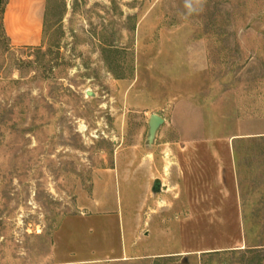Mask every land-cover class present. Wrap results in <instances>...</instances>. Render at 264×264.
Wrapping results in <instances>:
<instances>
[{"label":"rangeland","instance_id":"obj_1","mask_svg":"<svg viewBox=\"0 0 264 264\" xmlns=\"http://www.w3.org/2000/svg\"><path fill=\"white\" fill-rule=\"evenodd\" d=\"M225 142L241 212L187 231L165 213L159 245L130 238L143 205L173 200L180 147L204 165ZM97 202L112 216L88 224ZM186 244L195 261L153 264H264V0H49L41 47L0 30V264H150L147 246Z\"/></svg>","mask_w":264,"mask_h":264},{"label":"crops","instance_id":"obj_2","mask_svg":"<svg viewBox=\"0 0 264 264\" xmlns=\"http://www.w3.org/2000/svg\"><path fill=\"white\" fill-rule=\"evenodd\" d=\"M48 6L49 0H6L3 3L1 23L4 36L10 47L35 49L42 46ZM242 138H244L243 134L232 137L236 140ZM233 147L234 143H222V154L215 152L218 148L213 145L208 147L209 153H206L205 156L209 157L207 160L210 162L204 165L198 163V148L195 145L187 143L185 148L180 147L176 156L177 163L174 165V189L172 195L169 196L173 200L167 202L169 204L166 206L154 205V200L151 201L152 204L149 202L147 205H143L141 207V226H134L129 231L130 238L137 239L141 236L145 240H155L159 245L160 239L165 237V229H167L165 213L172 215L171 221L177 222L179 230L186 231L193 228L192 224L197 223L196 215L199 214V211L206 215L214 213L238 215L241 212V197ZM201 171L203 174H213L210 175V182L214 183V187H218L217 189H211V185L209 188L206 186V189L202 186L199 187L201 181H199L198 174ZM151 173V176H159L160 174L154 175V173H160V169L152 170ZM102 209L98 202L97 205L88 207L85 211L88 215L85 216V222L92 224L91 221H94L95 223V220L101 215L111 218L112 213L109 210L103 212ZM206 220L208 221V218ZM210 221L212 222L213 218H210ZM171 226L176 228L175 224ZM171 226L168 225V227ZM147 249H149L148 246ZM147 249L141 256V260L150 264L171 258H177L180 261L192 259L195 261V256L199 252L197 248L193 249L188 244L183 250L168 253L160 252V249L152 251ZM214 250V248H206L202 251L212 252ZM128 259H130L129 256L122 251V255L111 259V263H124ZM98 261L101 260H86L79 263L96 264Z\"/></svg>","mask_w":264,"mask_h":264},{"label":"water","instance_id":"obj_3","mask_svg":"<svg viewBox=\"0 0 264 264\" xmlns=\"http://www.w3.org/2000/svg\"><path fill=\"white\" fill-rule=\"evenodd\" d=\"M164 119L158 115H151L148 121V132H147V142L151 144L155 139L158 129L163 125ZM160 183L159 180L154 181V191L159 190Z\"/></svg>","mask_w":264,"mask_h":264},{"label":"trees","instance_id":"obj_4","mask_svg":"<svg viewBox=\"0 0 264 264\" xmlns=\"http://www.w3.org/2000/svg\"><path fill=\"white\" fill-rule=\"evenodd\" d=\"M6 0H0V30L4 36V32H3V28H2V23H1V15H2V10H3V3L5 2ZM5 37V36H4Z\"/></svg>","mask_w":264,"mask_h":264}]
</instances>
